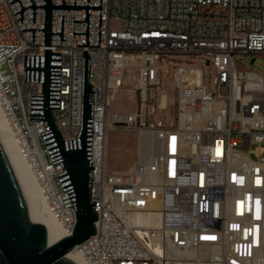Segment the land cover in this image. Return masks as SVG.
Segmentation results:
<instances>
[{
	"label": "built area",
	"instance_id": "1",
	"mask_svg": "<svg viewBox=\"0 0 264 264\" xmlns=\"http://www.w3.org/2000/svg\"><path fill=\"white\" fill-rule=\"evenodd\" d=\"M0 0V108L51 215L65 233L76 211L63 192L41 134L30 121L24 56H43L44 9L23 11ZM36 6L44 0H33ZM23 8L32 5L20 0ZM62 6V0H52ZM64 6H74L65 0ZM87 6V0H76ZM100 6V0H89ZM51 53L61 54L59 109L63 142L81 125L85 10H54ZM89 10L88 84L93 92L91 202L96 233L76 248L88 264H264V75L247 63L264 59V0H102ZM251 59V61H247ZM168 71V73H166ZM132 72L139 91L132 113L116 109ZM174 91L171 121L159 92ZM136 94V91H135ZM138 137L137 162L124 174L106 168L108 134ZM141 136H146L141 140Z\"/></svg>",
	"mask_w": 264,
	"mask_h": 264
},
{
	"label": "water",
	"instance_id": "2",
	"mask_svg": "<svg viewBox=\"0 0 264 264\" xmlns=\"http://www.w3.org/2000/svg\"><path fill=\"white\" fill-rule=\"evenodd\" d=\"M32 5L23 8L18 2L23 23V11L33 9L32 23H35L36 9H44V29H24L32 32L31 43L35 42V32H44L43 56H24V82L42 83V95L31 94L30 121L43 122L46 133L41 134L53 166L61 164L64 173L57 175L63 192L67 191L76 211V225L71 235L52 246L43 226L32 224L27 218L25 195L22 186L0 143V264H72L66 256L78 246L85 243L96 233L95 223L98 216L95 202H91V167L92 161V123H93V92L88 84L90 58L86 47H100L99 31L98 46H89V10H100L99 28H101L100 6H62L52 5V0H44L45 5ZM54 10H85L86 35L82 63V97L81 125L76 140L63 142L52 114L59 109L60 102V68L61 54L51 53V36H61L63 41L64 17H61V33H52V13Z\"/></svg>",
	"mask_w": 264,
	"mask_h": 264
},
{
	"label": "rangeland",
	"instance_id": "3",
	"mask_svg": "<svg viewBox=\"0 0 264 264\" xmlns=\"http://www.w3.org/2000/svg\"><path fill=\"white\" fill-rule=\"evenodd\" d=\"M251 61V59H247ZM247 68L255 71H259L264 75V59H258L255 63H247ZM168 73V71H166ZM127 92L120 93L117 96L115 105L116 109L132 113L136 109V97L139 98V91L136 90L138 87L136 81L133 79L132 72L126 75ZM136 91V94H135ZM162 95H166L167 107L165 110L159 111L158 117L165 121H171L175 114L174 105V91L171 86L170 77L167 74L161 91L159 92V98ZM137 144L138 137L135 132L117 129L113 130L108 134L107 145H106V168L110 173L124 174L128 172L134 164L137 162ZM38 213L43 217L47 218L46 213L42 208H38Z\"/></svg>",
	"mask_w": 264,
	"mask_h": 264
},
{
	"label": "bare ground",
	"instance_id": "4",
	"mask_svg": "<svg viewBox=\"0 0 264 264\" xmlns=\"http://www.w3.org/2000/svg\"><path fill=\"white\" fill-rule=\"evenodd\" d=\"M145 138L146 136L140 137L141 140H145ZM0 143L22 186L25 195L27 218L29 222L44 227L51 242L49 246H52L69 236L65 233L62 224L51 215L48 206L43 199L39 183L32 173L29 163H27L21 155L1 108ZM39 206L42 208L44 213H46L47 218H43L38 213ZM66 259L72 264H88L87 261L77 253L76 249L70 252L66 256Z\"/></svg>",
	"mask_w": 264,
	"mask_h": 264
}]
</instances>
